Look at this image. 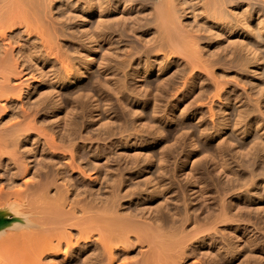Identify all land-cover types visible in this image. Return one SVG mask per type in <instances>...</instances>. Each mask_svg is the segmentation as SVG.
<instances>
[{
	"label": "bare ground",
	"instance_id": "bare-ground-1",
	"mask_svg": "<svg viewBox=\"0 0 264 264\" xmlns=\"http://www.w3.org/2000/svg\"><path fill=\"white\" fill-rule=\"evenodd\" d=\"M0 264H264V0H0Z\"/></svg>",
	"mask_w": 264,
	"mask_h": 264
},
{
	"label": "rangeland",
	"instance_id": "rangeland-1",
	"mask_svg": "<svg viewBox=\"0 0 264 264\" xmlns=\"http://www.w3.org/2000/svg\"><path fill=\"white\" fill-rule=\"evenodd\" d=\"M131 40H134V39L131 38ZM208 102H209V100H206L207 106H209V105H208ZM203 103H204V102H203ZM215 103H218L216 98H215V102H213V105H215ZM205 111H207V110L205 109Z\"/></svg>",
	"mask_w": 264,
	"mask_h": 264
}]
</instances>
